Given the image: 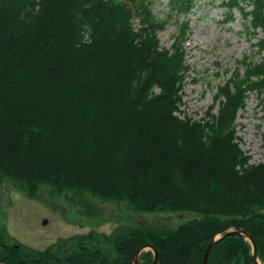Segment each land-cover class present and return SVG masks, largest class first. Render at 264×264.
Segmentation results:
<instances>
[{
    "label": "trees",
    "instance_id": "obj_1",
    "mask_svg": "<svg viewBox=\"0 0 264 264\" xmlns=\"http://www.w3.org/2000/svg\"><path fill=\"white\" fill-rule=\"evenodd\" d=\"M208 1L170 7L188 17ZM222 2L228 20L237 10L264 35V0ZM152 4L0 0V179L32 200L48 189L71 193L76 204L92 196L138 214L195 218L178 228L76 236L44 252L0 226V264H130L144 245L159 264H202L214 237L232 230L252 237L264 264V163H250L236 125L250 94L264 99V38L255 46L262 59L241 61L202 121L177 117L190 23L162 49L168 21ZM153 259L147 251L139 264ZM208 264H256L253 247L228 237Z\"/></svg>",
    "mask_w": 264,
    "mask_h": 264
},
{
    "label": "rangeland",
    "instance_id": "obj_2",
    "mask_svg": "<svg viewBox=\"0 0 264 264\" xmlns=\"http://www.w3.org/2000/svg\"><path fill=\"white\" fill-rule=\"evenodd\" d=\"M222 3V0L200 3L191 15L184 17L175 15L170 0H153L152 9L157 19L168 21L166 28L158 33L162 49H171L180 25L186 21L190 23L184 45L189 72L180 92L177 117L202 121L219 87L231 78L241 61L248 57L259 62L263 57L255 47L264 38L262 31L258 30L255 35L250 23L237 10L232 20H228ZM134 26L138 27L137 20ZM90 42L84 40L85 44ZM236 125L240 148L251 158L250 163H264L263 97L256 93L249 95ZM76 199L71 193L57 194L42 189L37 199L32 200L0 179V226L18 244L44 252L76 236H109L137 226L178 228L195 218L190 213L138 214L124 204L107 203L92 196H85L82 204H76Z\"/></svg>",
    "mask_w": 264,
    "mask_h": 264
},
{
    "label": "water",
    "instance_id": "obj_3",
    "mask_svg": "<svg viewBox=\"0 0 264 264\" xmlns=\"http://www.w3.org/2000/svg\"><path fill=\"white\" fill-rule=\"evenodd\" d=\"M232 236H241V237H244L245 239H247L248 241H250V243L253 247V261L256 264H260V261L258 259L257 246H256L254 240L252 239V237L248 233H246L245 231H242V230H232L229 232H224L221 235H217L216 237H214V239L210 242V244L207 247V250L205 252V256H204V260H203L202 264H208L211 252L215 248V246H217L220 242H222L226 238L232 237ZM147 251H152L154 254L153 264H159L158 252L156 249H154L150 245H144V246L140 247L139 249H137L135 254L133 255V257L131 259L130 264H139L142 254L147 252Z\"/></svg>",
    "mask_w": 264,
    "mask_h": 264
}]
</instances>
